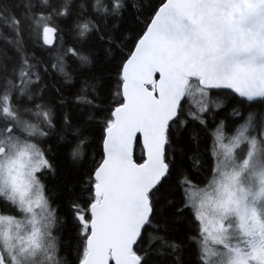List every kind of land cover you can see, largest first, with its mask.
Listing matches in <instances>:
<instances>
[{
  "label": "snow or ice",
  "instance_id": "1",
  "mask_svg": "<svg viewBox=\"0 0 264 264\" xmlns=\"http://www.w3.org/2000/svg\"><path fill=\"white\" fill-rule=\"evenodd\" d=\"M0 264H264V0H0Z\"/></svg>",
  "mask_w": 264,
  "mask_h": 264
}]
</instances>
